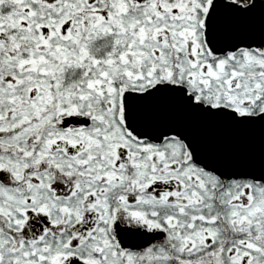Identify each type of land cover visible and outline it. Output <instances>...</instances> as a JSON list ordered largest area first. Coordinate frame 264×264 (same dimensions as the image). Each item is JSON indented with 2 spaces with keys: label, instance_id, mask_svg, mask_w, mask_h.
<instances>
[{
  "label": "snow or ice",
  "instance_id": "obj_1",
  "mask_svg": "<svg viewBox=\"0 0 264 264\" xmlns=\"http://www.w3.org/2000/svg\"><path fill=\"white\" fill-rule=\"evenodd\" d=\"M0 264H264V0H0Z\"/></svg>",
  "mask_w": 264,
  "mask_h": 264
}]
</instances>
